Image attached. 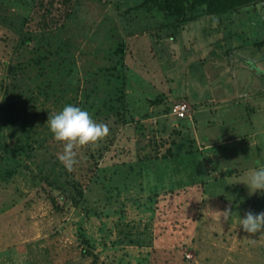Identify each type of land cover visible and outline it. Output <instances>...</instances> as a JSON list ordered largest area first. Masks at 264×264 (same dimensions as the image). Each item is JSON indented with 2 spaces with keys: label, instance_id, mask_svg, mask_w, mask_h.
Listing matches in <instances>:
<instances>
[{
  "label": "rangeland",
  "instance_id": "374dc122",
  "mask_svg": "<svg viewBox=\"0 0 264 264\" xmlns=\"http://www.w3.org/2000/svg\"><path fill=\"white\" fill-rule=\"evenodd\" d=\"M141 1L0 0V264H264V2Z\"/></svg>",
  "mask_w": 264,
  "mask_h": 264
},
{
  "label": "trees",
  "instance_id": "16d2710c",
  "mask_svg": "<svg viewBox=\"0 0 264 264\" xmlns=\"http://www.w3.org/2000/svg\"><path fill=\"white\" fill-rule=\"evenodd\" d=\"M258 2H264V0H142L138 7L157 8L174 22L188 23L197 20L201 14L217 15L230 9H238ZM200 10L202 13L199 12ZM170 110L171 107L166 106L157 116L167 115ZM158 123L162 127H166L161 119L158 120ZM172 153L173 150L169 147L163 157L171 156ZM70 186L72 191L68 198L70 197L72 204L76 205L83 195V187L81 183L74 180L71 181ZM59 200L62 201L63 196H59Z\"/></svg>",
  "mask_w": 264,
  "mask_h": 264
},
{
  "label": "crops",
  "instance_id": "0c3cea01",
  "mask_svg": "<svg viewBox=\"0 0 264 264\" xmlns=\"http://www.w3.org/2000/svg\"><path fill=\"white\" fill-rule=\"evenodd\" d=\"M205 114H206V111H202V112L200 111L198 113V117L204 118V117H206ZM238 126H241V125H204L203 137H205V140L207 139L206 141H208L209 144L213 143L217 140L216 136L220 134L219 132L216 133L215 130H217V131L220 130L221 133L224 132V136L219 138L221 141V144H223V145L228 144L227 146L230 147V146H232L235 143H238L240 141L239 136H237V134L235 135V133H232V132H234V130H236L238 128ZM250 126H255V125H250ZM256 128H255V130L258 129V128L257 129ZM211 158L213 159L214 156H211Z\"/></svg>",
  "mask_w": 264,
  "mask_h": 264
},
{
  "label": "built area",
  "instance_id": "2783aa9c",
  "mask_svg": "<svg viewBox=\"0 0 264 264\" xmlns=\"http://www.w3.org/2000/svg\"><path fill=\"white\" fill-rule=\"evenodd\" d=\"M170 113L177 118H190V107L185 103H175L171 107Z\"/></svg>",
  "mask_w": 264,
  "mask_h": 264
}]
</instances>
